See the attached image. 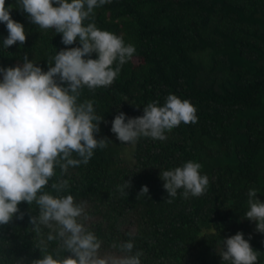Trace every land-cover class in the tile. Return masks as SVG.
<instances>
[{
  "label": "trees",
  "instance_id": "obj_1",
  "mask_svg": "<svg viewBox=\"0 0 264 264\" xmlns=\"http://www.w3.org/2000/svg\"><path fill=\"white\" fill-rule=\"evenodd\" d=\"M8 5L11 18L24 26L26 42L5 49L8 33L0 23V67L22 63L27 54L46 71L56 51L80 46L78 40L63 45L54 29L31 24L18 0H5ZM94 13L99 29L121 36L136 51L110 86L81 89L79 102L92 100L103 116L96 138L112 142L95 149L86 165L70 167L62 178H76L78 185L59 195L72 193L85 202L83 222L103 241L102 252H115L113 242L132 239L133 252L143 253L141 264H228L218 255L222 239L240 231L258 253L256 264H264V233L244 218L250 188L264 202V0H111ZM170 93L195 106L196 123L181 122L164 141L117 140L110 129L118 112L126 119L140 116L147 103L163 105ZM188 160L200 163L208 177L205 193L185 199L179 189L169 197L160 171ZM60 176L57 167L44 191L57 195L50 185ZM125 181L126 196L119 190ZM142 186L147 195H137ZM18 208L22 219L0 225L8 226L1 235L9 239L0 244V264L21 258L29 264L39 258L35 246L42 239L49 252L58 244L46 241L48 229L44 236L31 230L35 202Z\"/></svg>",
  "mask_w": 264,
  "mask_h": 264
},
{
  "label": "clouds",
  "instance_id": "obj_2",
  "mask_svg": "<svg viewBox=\"0 0 264 264\" xmlns=\"http://www.w3.org/2000/svg\"><path fill=\"white\" fill-rule=\"evenodd\" d=\"M110 2L18 0V9L31 24L42 30L54 29L61 34L63 45H73L77 40L80 45L56 51L47 61L46 71L27 54L22 63L0 67V225L9 224L14 216L23 218L18 208L21 202H35L38 214L29 218L31 230L44 236L46 228V241H58L56 249L49 252L42 239L35 246L40 251L39 258L29 264H141L143 253L133 252L132 239L113 242L110 248L115 252H102L103 241L83 222L88 218L85 202H76L72 193L59 195L73 184L78 185L76 178H62L68 169L86 165L95 149H104L112 142L107 137L96 138L103 116L96 114L93 101L79 102L82 88L94 91L110 86L136 51L121 36L96 26L94 9ZM12 8L0 0V23L8 33L3 39L5 49L26 42L24 26L11 18ZM86 20L90 22L85 24ZM196 111L190 101L170 93L163 105L155 100L147 103L140 116L126 119L125 113L118 112L110 130L120 143H135L141 137L164 141L166 132L181 122L196 123ZM57 167L61 176L50 185L57 193L53 195L44 189L56 175ZM200 169V163L188 160L182 166L160 171L167 195L174 198L179 189H183L185 199L203 195L209 180ZM129 186L125 181L119 190L126 196ZM148 191L147 186H142L137 195H147ZM257 191L248 190L244 218L254 221L256 231L264 233V202L257 198ZM6 227L0 226V244L9 240L1 235ZM127 235L132 237L133 233ZM218 255L228 264H256L258 257L240 231L222 239ZM22 262L23 258L16 264Z\"/></svg>",
  "mask_w": 264,
  "mask_h": 264
}]
</instances>
